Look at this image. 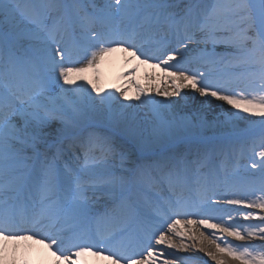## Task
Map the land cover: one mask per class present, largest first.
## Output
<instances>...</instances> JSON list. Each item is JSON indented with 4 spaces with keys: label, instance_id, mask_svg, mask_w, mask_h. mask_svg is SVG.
Masks as SVG:
<instances>
[{
    "label": "snow or ice",
    "instance_id": "1",
    "mask_svg": "<svg viewBox=\"0 0 264 264\" xmlns=\"http://www.w3.org/2000/svg\"><path fill=\"white\" fill-rule=\"evenodd\" d=\"M117 51L162 66L173 82L156 89L165 99L139 85L134 97L106 92L81 75ZM81 53L86 63L69 66ZM183 89L236 111L213 122L183 114L169 99ZM181 215L206 216L186 223L241 243L204 246L200 233L190 238L198 245L176 244L168 233ZM256 238L264 241V0H0V241L39 240L56 264L86 255L189 264L168 251L189 246L216 264H264Z\"/></svg>",
    "mask_w": 264,
    "mask_h": 264
},
{
    "label": "bare ground",
    "instance_id": "2",
    "mask_svg": "<svg viewBox=\"0 0 264 264\" xmlns=\"http://www.w3.org/2000/svg\"><path fill=\"white\" fill-rule=\"evenodd\" d=\"M222 46L223 45H217L216 47ZM208 47L209 49H211V45H209ZM222 50L224 49H216L218 53H220V51ZM84 63H86V61L82 56L78 58V63L69 66L80 67L83 66ZM192 66L195 67V65ZM201 70L203 71V69ZM81 75L86 76L88 80H92L101 84L106 92L115 91L114 86L127 88L128 95L133 97L138 91L137 85L143 88L151 89V91H149L147 95L154 96L157 100L165 99V97L158 94V92L156 91L157 88H159L160 90H163L165 88L171 90L173 88V82L170 79L165 78L162 71V66L153 67L152 63L144 64L139 60H130L128 54L123 51H117L107 55L104 61L99 64V72H96L93 69H89L87 72ZM93 95H95V93H93ZM116 95L119 96V93L117 92ZM169 99L174 102L177 110H183V114L191 115L195 112H200L209 122L217 120L222 121L224 120L225 113L231 114L236 111L234 108H232V106L228 105L224 101H220L217 98L200 96L199 93H195L193 90L189 89H183L179 96L170 97ZM125 103H132L133 105H137L139 104V101H135L133 99L131 102L125 101ZM137 111L139 115L143 116L147 110L141 107ZM245 115L246 114L243 113L241 114L242 117ZM254 119L258 123L259 118L256 117ZM247 123L248 122L243 118L238 121V124L241 128L246 127ZM257 151H259L258 148ZM244 162L247 163V160H245ZM125 167H127V165H125ZM214 199L216 198L214 197ZM183 219L185 220L184 230L183 228H179L178 226H176V233H173L171 231H169L168 233V235L176 244H179L183 241L185 244L198 245L200 244L199 240L193 241L190 238L193 235H199L200 233H203L205 237L204 246H209V241L212 240H215L216 243H220L221 246H223L224 240L237 243L233 238L228 237L226 233L217 232L215 235H213L212 230L208 229L206 226L200 225L199 223L188 224L186 223V221H188L189 218ZM201 219H208V217L196 216L195 221L198 222ZM214 221L221 223L220 220ZM168 223H171V220L168 221ZM177 233H183V236ZM217 237H220V239H217ZM181 249L187 251L188 256H183L178 252L180 256L194 258L190 259L189 264H208L205 260H201L199 258L200 256H207V254L203 251V247L198 249L195 246H189L186 249ZM168 251L177 252L178 250L168 249ZM192 252L195 254H192ZM165 258L174 260L176 259V256H170L166 254ZM209 258L212 259L211 257ZM55 260L56 257L54 255H51V253L49 252V248L43 246L38 249V255L34 258V261L27 262V264H56ZM0 264H10V261L9 259L4 258L0 261ZM20 264H26V262H21ZM95 264H111V261L105 258L100 263L97 262ZM232 264H237V262H232Z\"/></svg>",
    "mask_w": 264,
    "mask_h": 264
},
{
    "label": "rangeland",
    "instance_id": "3",
    "mask_svg": "<svg viewBox=\"0 0 264 264\" xmlns=\"http://www.w3.org/2000/svg\"><path fill=\"white\" fill-rule=\"evenodd\" d=\"M249 162V161H248ZM259 195V193H257Z\"/></svg>",
    "mask_w": 264,
    "mask_h": 264
}]
</instances>
